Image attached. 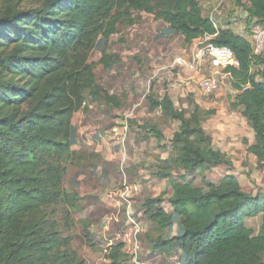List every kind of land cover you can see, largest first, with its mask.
Returning a JSON list of instances; mask_svg holds the SVG:
<instances>
[{"label":"trees","instance_id":"16d2710c","mask_svg":"<svg viewBox=\"0 0 264 264\" xmlns=\"http://www.w3.org/2000/svg\"><path fill=\"white\" fill-rule=\"evenodd\" d=\"M201 1L0 0V264H86L68 234L80 197L76 185L73 191L63 186L67 168L83 162L72 149V119L87 98L120 108L97 84L96 64L89 60L99 52L103 67L119 65L104 46L117 25L136 22L135 14L162 22L186 45L213 36V45L233 53L238 67L222 72L235 92L231 108L253 133L247 153L264 167V52L254 56L247 39L203 16ZM247 2L248 22L264 26V0ZM149 105L163 121L179 123L168 157L151 174L170 182L171 211H164L160 197L142 205L156 230L176 227L177 233L157 237L152 249L178 255L180 264H264V194L243 192L231 175L200 187L187 180L230 166L202 128L203 116L212 112L194 104L178 110L165 96L149 98ZM143 129L147 137L163 138L156 126ZM172 172H182L180 181L170 180ZM255 217L260 218L256 235L246 226ZM122 249L110 246L109 264H126Z\"/></svg>","mask_w":264,"mask_h":264},{"label":"rangeland","instance_id":"374dc122","mask_svg":"<svg viewBox=\"0 0 264 264\" xmlns=\"http://www.w3.org/2000/svg\"><path fill=\"white\" fill-rule=\"evenodd\" d=\"M202 15L216 21L222 29L249 38L250 26L245 8L247 0H205L200 2ZM132 25L120 23L116 33L105 44L110 56L120 59L119 65L107 68L98 63L99 52L89 62L96 64L94 74L105 94L117 99L120 108L107 107L87 98L85 108L72 119L75 146L82 158L81 167L69 166L63 186L79 195L78 208L70 217L71 247L86 264H109L110 246L122 244L126 264H180L178 255L167 256L152 249L157 237L175 234L177 228L156 230L144 216L147 199L162 198V208L170 212L167 200L171 185L167 180L152 177L153 168L165 160L170 141L179 123L163 121L159 110H150L149 98L168 97L178 110H190L194 104L204 115L202 128L212 139V146L227 157L222 165L188 178L193 186L203 182L217 183L223 177H236L243 192L264 194V167L258 168L255 158L247 153L253 133L239 110L231 108L235 92L230 80L210 65L207 59L197 62L193 72L174 65L177 57L188 59L198 41L186 45L180 35L171 32L150 15H134ZM259 69L253 68L254 72ZM215 77L218 88L203 95L198 82ZM256 80L261 82L260 76ZM192 103V104H191ZM146 125L156 126L160 141L147 137ZM182 172H172L171 181H180ZM138 186L130 205L121 198L123 187ZM246 226L257 234L260 218H249ZM172 234V235H173ZM135 253V254H133Z\"/></svg>","mask_w":264,"mask_h":264},{"label":"built area","instance_id":"2783aa9c","mask_svg":"<svg viewBox=\"0 0 264 264\" xmlns=\"http://www.w3.org/2000/svg\"><path fill=\"white\" fill-rule=\"evenodd\" d=\"M248 34L252 46V54L254 56L262 54L264 52V26L253 21L248 27ZM212 39L213 36H204L203 38L198 39V43L194 45V49H192L193 51L189 58L184 59L182 57H177L174 61V65L181 67L185 71L193 72L197 67L196 64L198 61L207 59L213 69H215V75L218 72L222 73L227 68H237L238 62L233 53L226 47L213 45L211 43ZM198 86L203 95H209L218 88L215 77L200 80ZM138 191V186L128 187L124 185L121 193V198L125 202L124 205L129 206L133 195L137 194Z\"/></svg>","mask_w":264,"mask_h":264},{"label":"crops","instance_id":"0c3cea01","mask_svg":"<svg viewBox=\"0 0 264 264\" xmlns=\"http://www.w3.org/2000/svg\"><path fill=\"white\" fill-rule=\"evenodd\" d=\"M240 36L244 37L245 39H247V40L250 42V37H249V38H247V37H245V36H244V35H242V34H240Z\"/></svg>","mask_w":264,"mask_h":264}]
</instances>
